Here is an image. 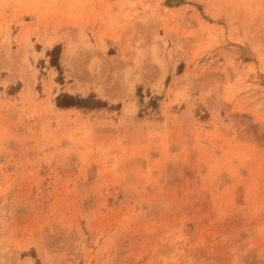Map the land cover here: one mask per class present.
Returning a JSON list of instances; mask_svg holds the SVG:
<instances>
[{"label":"rangeland","instance_id":"1","mask_svg":"<svg viewBox=\"0 0 264 264\" xmlns=\"http://www.w3.org/2000/svg\"><path fill=\"white\" fill-rule=\"evenodd\" d=\"M0 264H264V0H0Z\"/></svg>","mask_w":264,"mask_h":264},{"label":"trees","instance_id":"2","mask_svg":"<svg viewBox=\"0 0 264 264\" xmlns=\"http://www.w3.org/2000/svg\"><path fill=\"white\" fill-rule=\"evenodd\" d=\"M57 46L58 45H55L53 48H52V50L51 51H54L56 48H57ZM57 104H58V106H61V107H69V106H71V105H73L74 103H72V102H67V103H58V101H57Z\"/></svg>","mask_w":264,"mask_h":264}]
</instances>
